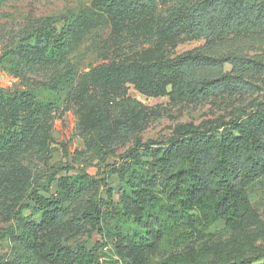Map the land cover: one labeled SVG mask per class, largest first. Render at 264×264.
<instances>
[{
    "label": "trees",
    "instance_id": "obj_1",
    "mask_svg": "<svg viewBox=\"0 0 264 264\" xmlns=\"http://www.w3.org/2000/svg\"><path fill=\"white\" fill-rule=\"evenodd\" d=\"M114 28L120 36L107 62L79 71L73 37ZM180 37L202 44L170 55ZM3 45L1 70L43 82L0 88V214L17 224L0 229V240L14 244L0 264H38V247L49 264H99L124 248L142 253L128 264H264V0H95L75 15L34 21ZM131 85L174 103L214 96L251 101V109L141 143L134 138L138 103L125 97ZM68 109L103 162L114 157V144L131 145L102 178L58 177L61 166L46 178L23 174L27 155L48 151L52 117ZM217 222L223 228L209 232ZM71 231L98 240L68 246ZM189 239L206 242L155 257L161 244Z\"/></svg>",
    "mask_w": 264,
    "mask_h": 264
},
{
    "label": "rangeland",
    "instance_id": "obj_2",
    "mask_svg": "<svg viewBox=\"0 0 264 264\" xmlns=\"http://www.w3.org/2000/svg\"><path fill=\"white\" fill-rule=\"evenodd\" d=\"M95 0H0V31L1 37H7L17 32L24 26L30 25L39 19H59L69 13L74 15L81 10L88 9ZM63 23L61 20L60 24ZM76 32H80L77 30ZM120 33L114 28L110 30L95 31L91 34H78L73 37V48L70 53L72 63L83 73L90 72V69L101 63H106ZM2 39L0 41L2 42ZM202 43L180 37L174 49H169L170 55L181 54L199 47ZM146 46V45H144ZM3 46H0V50ZM39 87L43 82L38 76L27 77L26 82L21 78L0 69L1 89H23L24 84L29 83ZM125 97L135 100L138 103V111L135 116L134 138L139 142L147 140L164 141L176 134V128L180 126L207 127L215 125L219 120H230L239 114L246 113L251 109V101L245 104L232 103L224 97H208L200 101L172 102L168 96L157 98L145 97L138 93L134 86H128ZM78 118L74 110H65L52 117L50 122V135L52 142L48 151L42 156L35 154L27 155L23 163V174L36 178L41 175L46 178L51 174V169L61 166L62 170L58 177L74 176L85 172L94 178H102L108 171V165L112 164L114 157L125 151L131 144L121 146L114 144L112 151L114 157L102 161L103 155L98 156L89 151L79 135ZM109 187L115 192L119 189V183L114 176L108 179ZM56 191L55 184L51 192ZM42 193V192H41ZM27 203V202H26ZM23 216L29 215L25 211ZM16 227L14 216L0 214V229ZM223 228L221 222L213 224L209 232L213 233ZM40 237V236H39ZM38 238V237H37ZM68 246L76 243H83L91 248L98 240L96 235L89 236L87 231H71L65 236ZM206 242L189 239L188 242L177 247L161 244L154 249L155 257L160 254L171 252L196 251ZM10 240H0V255H8L10 247L13 246ZM39 248V247H38ZM35 249L32 253L37 258L38 264H49L40 257L41 250ZM110 251L106 257L101 258L99 264H128L133 255H142L141 251L129 248L126 250ZM126 251V252H125Z\"/></svg>",
    "mask_w": 264,
    "mask_h": 264
}]
</instances>
